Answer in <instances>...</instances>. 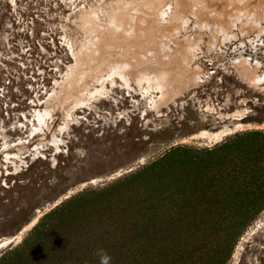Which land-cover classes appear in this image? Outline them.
<instances>
[{
    "label": "rangeland",
    "instance_id": "obj_1",
    "mask_svg": "<svg viewBox=\"0 0 264 264\" xmlns=\"http://www.w3.org/2000/svg\"><path fill=\"white\" fill-rule=\"evenodd\" d=\"M262 74L264 0H0V257L175 147L264 135ZM247 165L256 185L215 213L226 264H264V155Z\"/></svg>",
    "mask_w": 264,
    "mask_h": 264
},
{
    "label": "trees",
    "instance_id": "obj_2",
    "mask_svg": "<svg viewBox=\"0 0 264 264\" xmlns=\"http://www.w3.org/2000/svg\"><path fill=\"white\" fill-rule=\"evenodd\" d=\"M237 137L213 149L175 147L106 188L70 198L0 264H226L232 238L215 213H234V178L256 185L259 169L247 164L264 155V135ZM246 197L238 199L243 213L255 203Z\"/></svg>",
    "mask_w": 264,
    "mask_h": 264
},
{
    "label": "built area",
    "instance_id": "obj_3",
    "mask_svg": "<svg viewBox=\"0 0 264 264\" xmlns=\"http://www.w3.org/2000/svg\"><path fill=\"white\" fill-rule=\"evenodd\" d=\"M259 77V82H262V83H264L263 81H264V74H262V76L260 77V76H258ZM262 83H260V84H262ZM5 162H8V161H5ZM5 173H6V170L4 171Z\"/></svg>",
    "mask_w": 264,
    "mask_h": 264
}]
</instances>
